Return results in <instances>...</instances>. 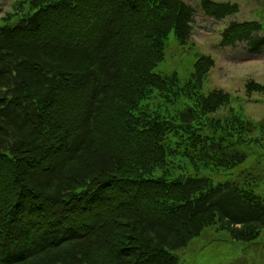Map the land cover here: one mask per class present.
Segmentation results:
<instances>
[{
  "label": "trees",
  "instance_id": "trees-1",
  "mask_svg": "<svg viewBox=\"0 0 264 264\" xmlns=\"http://www.w3.org/2000/svg\"><path fill=\"white\" fill-rule=\"evenodd\" d=\"M21 5L31 12L0 28V264H181L179 252L210 227L235 243L260 242L264 120L230 106L222 89L203 92L209 56L184 82L155 72L169 33L190 40L192 5ZM200 5L216 20L240 9ZM261 33L258 21H234L220 44L258 53ZM246 89L264 96L255 81ZM254 147L263 152L247 165ZM169 150L196 170H240L217 185L153 179Z\"/></svg>",
  "mask_w": 264,
  "mask_h": 264
},
{
  "label": "rangeland",
  "instance_id": "rangeland-1",
  "mask_svg": "<svg viewBox=\"0 0 264 264\" xmlns=\"http://www.w3.org/2000/svg\"><path fill=\"white\" fill-rule=\"evenodd\" d=\"M24 0H0V28L15 22L20 15L31 12ZM196 9L190 40L181 44L174 32L168 34L165 61L155 72L171 77L176 74L184 82L194 71V66L202 55L215 61L214 68L204 79L203 92L222 89L232 97L230 106L242 107L244 114L254 121L264 120V96L259 93L248 95L246 86L250 81L264 85V48L253 53L247 43L233 47H222V33L231 22L258 21L264 28V0H214L230 2L239 6V12L224 20L206 17L201 9L200 0H184ZM12 16L11 19L7 20ZM264 37V33L260 34ZM222 108L226 113L228 108ZM260 148L247 150L248 162L252 164L254 154L262 153ZM168 152L166 164L154 169L153 179L168 181L187 178L203 179L210 185H217L239 172L214 168L196 170L189 162ZM262 169V168H261ZM254 244L235 243L227 232L217 227L207 228L200 237L194 238L186 249L179 252L181 264H264V232Z\"/></svg>",
  "mask_w": 264,
  "mask_h": 264
}]
</instances>
